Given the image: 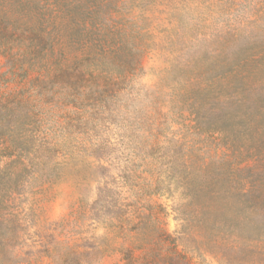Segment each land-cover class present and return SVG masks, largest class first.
<instances>
[{"label":"rangeland","instance_id":"374dc122","mask_svg":"<svg viewBox=\"0 0 264 264\" xmlns=\"http://www.w3.org/2000/svg\"><path fill=\"white\" fill-rule=\"evenodd\" d=\"M0 21V264H264V0H0ZM116 31L139 51L118 67ZM59 35L89 96L38 86Z\"/></svg>","mask_w":264,"mask_h":264},{"label":"trees","instance_id":"16d2710c","mask_svg":"<svg viewBox=\"0 0 264 264\" xmlns=\"http://www.w3.org/2000/svg\"><path fill=\"white\" fill-rule=\"evenodd\" d=\"M2 21H0V36L4 35L3 37H15L18 28L14 25H1ZM60 36L55 40L57 42H54L53 45H51V53H52V60H53V70L51 72V77L49 81L46 80H39V88L42 90L44 86L47 84L50 86V89L53 90L56 93H59L61 96H66L68 98L66 99H73L78 98V96H81L84 98L88 95L86 88V80L83 76V73L79 71V68L77 69L75 67L74 70L70 71L67 69H64V67L60 64V58L64 55V47L62 39H60ZM115 36L118 38L115 40L114 47L112 49V52L108 53L105 49H103V55H109L111 56V59H114L116 62V66H121L122 61L120 60V54L124 52H131L138 53V49L135 43L129 44L125 39L121 31H116ZM123 37V38H122ZM13 39V38H12ZM9 45V44H7ZM7 48V47H6ZM0 50H1V44H0ZM8 51L11 50V48L6 49ZM19 66L22 68L23 77L27 78V72L24 69V61H18ZM16 63V62H15ZM13 63V67H16L17 65ZM18 64V63H17ZM128 81V83L131 81V78H127L123 74H119L117 77L112 78L108 80L106 77L98 76L95 78V86H96V93L97 94H106L109 88V86L113 84H119L123 83L125 81ZM91 95L94 96V93H91ZM89 96V95H88ZM103 103H106V100L103 99ZM102 194V193H101ZM100 199V198H99Z\"/></svg>","mask_w":264,"mask_h":264}]
</instances>
